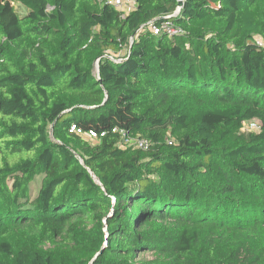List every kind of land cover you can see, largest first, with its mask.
I'll use <instances>...</instances> for the list:
<instances>
[{
    "label": "trees",
    "instance_id": "1",
    "mask_svg": "<svg viewBox=\"0 0 264 264\" xmlns=\"http://www.w3.org/2000/svg\"><path fill=\"white\" fill-rule=\"evenodd\" d=\"M103 2L0 0V264H264V0Z\"/></svg>",
    "mask_w": 264,
    "mask_h": 264
},
{
    "label": "built area",
    "instance_id": "2",
    "mask_svg": "<svg viewBox=\"0 0 264 264\" xmlns=\"http://www.w3.org/2000/svg\"><path fill=\"white\" fill-rule=\"evenodd\" d=\"M104 5H107L109 7L114 8L115 10H117L118 12L121 13L122 19H124L128 14H130L131 12H133L136 8H137V2L136 0H104ZM165 30H167L169 33L172 34H177V32L175 30H173L172 28H169V26H164L163 27ZM158 31H156L157 33ZM258 44L260 46H263V42L258 41ZM260 122L257 120L245 123L243 128L241 129V131L243 133H249V132H257L260 130ZM92 138H95V134L91 133ZM127 145L130 144H136L138 148L140 149H147L148 148V143L146 141L143 140H134L133 141H127L126 142Z\"/></svg>",
    "mask_w": 264,
    "mask_h": 264
},
{
    "label": "rangeland",
    "instance_id": "3",
    "mask_svg": "<svg viewBox=\"0 0 264 264\" xmlns=\"http://www.w3.org/2000/svg\"><path fill=\"white\" fill-rule=\"evenodd\" d=\"M104 4V3H103ZM17 10L19 13H21L22 15L25 14L27 12V10H25L23 7L20 6H16ZM95 72H97V67L95 68ZM136 140V139H135ZM41 182H42V176H39L36 180L35 183L32 186V191H33V195L35 196L37 194V192L39 191L40 187H41ZM152 256L150 254H144L141 256V259H151Z\"/></svg>",
    "mask_w": 264,
    "mask_h": 264
},
{
    "label": "water",
    "instance_id": "4",
    "mask_svg": "<svg viewBox=\"0 0 264 264\" xmlns=\"http://www.w3.org/2000/svg\"><path fill=\"white\" fill-rule=\"evenodd\" d=\"M183 0H179L180 2V5H179V10L181 9V7L183 6V3H182ZM98 68V67H97Z\"/></svg>",
    "mask_w": 264,
    "mask_h": 264
}]
</instances>
